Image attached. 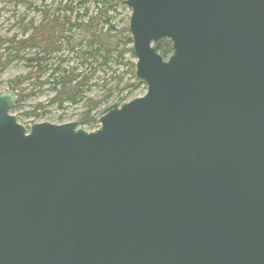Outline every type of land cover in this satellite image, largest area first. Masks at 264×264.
<instances>
[{
  "label": "water",
  "instance_id": "1",
  "mask_svg": "<svg viewBox=\"0 0 264 264\" xmlns=\"http://www.w3.org/2000/svg\"><path fill=\"white\" fill-rule=\"evenodd\" d=\"M124 2L142 97L87 132L0 95V264H264V0Z\"/></svg>",
  "mask_w": 264,
  "mask_h": 264
},
{
  "label": "rangeland",
  "instance_id": "2",
  "mask_svg": "<svg viewBox=\"0 0 264 264\" xmlns=\"http://www.w3.org/2000/svg\"><path fill=\"white\" fill-rule=\"evenodd\" d=\"M92 1L93 0H0V95H4L11 91L15 95L17 94L21 96V98H19V96L17 97V103L14 107L15 109L11 112V115L15 116L18 123L25 128L45 122L53 125L77 122L79 123V129L87 132H91L94 129V127L88 128L80 124V114L84 111L83 108L85 105H64L62 110H59L56 105H51V101L55 97L53 86L44 85L39 87V85L36 84L46 82L51 71L58 67L60 59L69 61L70 66L75 65L72 56L67 57L66 53L64 56H59V54L55 59L47 62L48 71L45 72L37 82H35L34 80L38 78L37 74H35L36 71L28 68V64L24 61L20 62L13 60V58V61L6 60V54L4 51L6 48H18L20 47L18 44L23 43L26 48L22 51L20 57L24 58V60L31 59L37 51L33 49L30 50L29 47L37 44L39 49H42L43 47L44 49H47V43L49 41L55 43L56 37L58 38L60 36V30L58 29L66 32H63L64 36H73L76 40L77 31L73 30L70 32L71 25H67L65 19L70 21L71 24H74L78 17H84L85 15L88 17L94 16L97 9L93 6ZM94 1L98 3H105L107 1L112 3V7H109V5H106L105 7L99 6L98 10L109 16L111 25L115 29L113 35L115 37L119 36L126 26L128 27L129 25L131 14L130 9L127 6L126 8H123L121 4L118 6L116 3L114 4V1L110 0ZM109 9L112 11L108 14ZM56 18L58 20L55 22ZM84 20L86 19H81L82 24V21ZM11 41H13V44L10 43ZM76 43L78 42L76 41ZM58 45L60 46V44ZM58 45H56V47H59ZM129 48V46H121L120 49L122 52L126 53L125 57L127 64L131 63L135 66L136 59H130L127 52ZM129 71L124 76V82L120 88L123 89L129 87L127 92H131L132 95L128 100L124 101V103L142 97L146 93V88L145 90L143 87L136 89L133 88L135 84L133 83L134 81L131 80L132 73ZM18 84L21 85L17 88V91L11 89V85L17 87ZM114 93L117 95L116 92ZM101 94L102 93L98 88H92L86 97L92 99V102L94 103L95 101H99ZM114 104H116V102L101 107L99 111L94 113L95 119L105 109ZM32 113L35 114L37 118H29L27 116ZM95 127H99L98 120L97 126Z\"/></svg>",
  "mask_w": 264,
  "mask_h": 264
},
{
  "label": "trees",
  "instance_id": "3",
  "mask_svg": "<svg viewBox=\"0 0 264 264\" xmlns=\"http://www.w3.org/2000/svg\"><path fill=\"white\" fill-rule=\"evenodd\" d=\"M93 1L92 4L97 9L94 16L88 17L85 15L84 17H78L76 19L77 24H71L70 21L65 19L66 24L71 25L70 32L73 30L77 31L76 40L73 36H64L63 32H66L58 29L60 30V36L58 38L56 37L55 43L49 41L47 43V49H44V47L39 49L37 44L30 46L32 48L29 47L30 50L33 49L37 51L31 59L24 60V58L20 57L22 51L26 48L23 43L18 44L20 46L18 48H6L4 51L6 60L24 61L28 64V68L35 70V74L38 76V78L34 80L35 82L48 71L47 62L55 59L59 54V56H64L66 53L67 57L72 56L75 65L70 66L69 61L60 59L58 67L51 71L46 82L36 84L39 85V87L44 85L53 86L55 97L52 99L51 105H56L59 110H62L64 105H85L83 108L84 111L80 114V124L88 128L94 127V129H96L95 126H97V121L94 113L99 111L101 107L108 106L113 102H124L132 95L131 92H127L129 87L120 88L124 82V76L129 70V72L132 73L131 80H133L135 84L133 88L143 87L145 90V87L141 82L135 80V66L131 63L127 64L125 57L126 53L122 52L120 49L121 46H129L130 48L127 52L130 59H135L128 27L126 26L120 35L115 37L113 35L115 29L111 25L109 16L98 10L99 6L105 7L109 5V7H112V3L108 1L105 3L94 1V3ZM110 1H114V4L116 3L118 6L121 4L123 8H126L124 0ZM110 11L112 10L109 9L108 14ZM81 19H86L82 21L83 24L81 23ZM57 20L56 18L55 22ZM76 41L78 43H76ZM10 43L13 44V41ZM58 44H60V46ZM56 45L59 47H56ZM158 52L164 59H167L172 52L170 44L167 41L160 42L158 44ZM20 85L21 84H18L17 87L11 85V89L17 91ZM92 88H98L102 93L101 97H99V101H95L96 103H93L92 99L86 97ZM114 92H116L117 95H115ZM16 96L21 98L20 95L16 94ZM14 109L15 108H13V110ZM27 116L29 118H37L33 113Z\"/></svg>",
  "mask_w": 264,
  "mask_h": 264
},
{
  "label": "flooded vegetation",
  "instance_id": "4",
  "mask_svg": "<svg viewBox=\"0 0 264 264\" xmlns=\"http://www.w3.org/2000/svg\"><path fill=\"white\" fill-rule=\"evenodd\" d=\"M53 17V16H52Z\"/></svg>",
  "mask_w": 264,
  "mask_h": 264
}]
</instances>
